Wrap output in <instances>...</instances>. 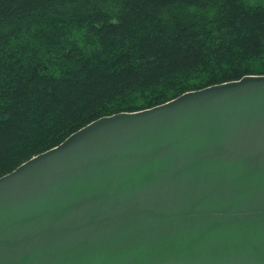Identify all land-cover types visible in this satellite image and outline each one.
<instances>
[{"label":"water","instance_id":"1","mask_svg":"<svg viewBox=\"0 0 264 264\" xmlns=\"http://www.w3.org/2000/svg\"><path fill=\"white\" fill-rule=\"evenodd\" d=\"M0 264H264V75L101 117L0 177Z\"/></svg>","mask_w":264,"mask_h":264},{"label":"trees","instance_id":"2","mask_svg":"<svg viewBox=\"0 0 264 264\" xmlns=\"http://www.w3.org/2000/svg\"><path fill=\"white\" fill-rule=\"evenodd\" d=\"M264 75V0H0V177L91 122Z\"/></svg>","mask_w":264,"mask_h":264}]
</instances>
